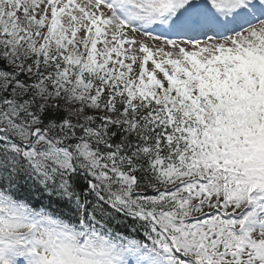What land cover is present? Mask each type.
Returning <instances> with one entry per match:
<instances>
[{
    "label": "snow or ice",
    "instance_id": "obj_1",
    "mask_svg": "<svg viewBox=\"0 0 264 264\" xmlns=\"http://www.w3.org/2000/svg\"><path fill=\"white\" fill-rule=\"evenodd\" d=\"M0 264H264V0H0Z\"/></svg>",
    "mask_w": 264,
    "mask_h": 264
}]
</instances>
